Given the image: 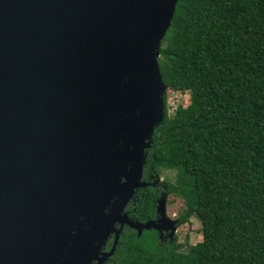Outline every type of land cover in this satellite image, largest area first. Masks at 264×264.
<instances>
[{
	"label": "water",
	"instance_id": "95a60500",
	"mask_svg": "<svg viewBox=\"0 0 264 264\" xmlns=\"http://www.w3.org/2000/svg\"><path fill=\"white\" fill-rule=\"evenodd\" d=\"M177 2L0 0V264H105L124 226L152 228L124 210L149 185Z\"/></svg>",
	"mask_w": 264,
	"mask_h": 264
},
{
	"label": "trees",
	"instance_id": "16d2710c",
	"mask_svg": "<svg viewBox=\"0 0 264 264\" xmlns=\"http://www.w3.org/2000/svg\"><path fill=\"white\" fill-rule=\"evenodd\" d=\"M158 67L164 117L142 180L175 170L178 224L196 217L201 241L125 229L106 264H264V0H178ZM168 91L189 103L170 114Z\"/></svg>",
	"mask_w": 264,
	"mask_h": 264
},
{
	"label": "flooded vegetation",
	"instance_id": "af4514ba",
	"mask_svg": "<svg viewBox=\"0 0 264 264\" xmlns=\"http://www.w3.org/2000/svg\"><path fill=\"white\" fill-rule=\"evenodd\" d=\"M146 178L147 180L143 181L149 183V185L145 188L136 190L133 198L125 207V213L129 217V219L134 222L142 224L150 222L152 224V228L150 230H143L142 234L144 232H150L151 235L155 237L158 245H178L184 243L185 241H179L177 230L172 233L173 225L176 224V226L179 227L182 224H178L180 218L179 215L169 214L168 202L169 198L174 194L168 191L167 182H164L163 179L160 180L159 175H155L153 173L147 174ZM153 182L155 183L153 184ZM150 187L152 188L153 194H151V191L149 189ZM125 229L132 230L137 234L136 230L129 228L128 226H124L122 228L121 234L119 235V239ZM113 240L114 235H111L108 238L106 246L102 250L103 252H107L110 250ZM92 264L97 263L93 261Z\"/></svg>",
	"mask_w": 264,
	"mask_h": 264
},
{
	"label": "rangeland",
	"instance_id": "374dc122",
	"mask_svg": "<svg viewBox=\"0 0 264 264\" xmlns=\"http://www.w3.org/2000/svg\"><path fill=\"white\" fill-rule=\"evenodd\" d=\"M166 102L168 112L171 114L178 105L186 106L189 103V96L187 94L168 91ZM174 176L175 170H162V175L159 176V179H163L164 182H172L174 180ZM184 207L185 205L182 198L174 195L169 198L168 210L170 215H179ZM176 230L178 231L177 236L179 241H185L183 250H185L188 246L194 245L201 241L200 222L194 216L190 217L187 223H184L179 227L176 226L172 233H174Z\"/></svg>",
	"mask_w": 264,
	"mask_h": 264
}]
</instances>
